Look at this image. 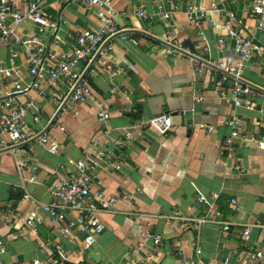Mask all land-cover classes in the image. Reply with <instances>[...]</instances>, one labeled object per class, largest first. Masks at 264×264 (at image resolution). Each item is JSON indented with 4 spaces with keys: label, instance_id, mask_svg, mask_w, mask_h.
I'll use <instances>...</instances> for the list:
<instances>
[{
    "label": "crops",
    "instance_id": "1",
    "mask_svg": "<svg viewBox=\"0 0 264 264\" xmlns=\"http://www.w3.org/2000/svg\"><path fill=\"white\" fill-rule=\"evenodd\" d=\"M190 4L208 9L199 25L187 18ZM114 7L116 23L138 42L117 34L108 40L107 54H98L89 64L79 63L94 99L77 103L73 110L59 108L58 96L67 91L62 81L44 92L33 89L27 96L36 103L27 115L28 124L51 135L59 151L51 152L36 140L0 149V238L6 245L0 264H33L35 258L50 254L55 243L68 251L61 264H131L145 229L162 241L154 246L151 238L145 239L139 254L151 251L153 258L136 264H241L243 250L264 245V149L248 137H237L234 151H229L224 145L231 131L226 122L237 115L245 135L264 137V100L255 95L250 97L254 105H235L230 98L235 77L225 74L221 64L228 57L237 59L235 42L225 27L229 11H234L231 26L262 46L243 62L240 79L264 92V32L257 28L253 0H115ZM44 9L57 28L46 31L43 40L59 52H71L82 29L99 26L95 8L80 0H45ZM140 10L146 16H140ZM18 31L26 37L37 31V25L25 20ZM167 35L180 43L172 45L171 53ZM14 50L19 51L24 81L31 82L22 47L1 38L0 65L10 64ZM12 88L0 73V98ZM128 107L133 110L128 112ZM100 110L108 115L104 121L99 120ZM159 114L172 116L166 134L146 124ZM126 131L133 139L123 149L121 167L103 166L94 172L93 191L119 198L114 207L101 212L106 228L94 246L84 250L82 234L73 230L62 235L40 203L51 201L50 187L57 185L60 169L68 174L72 161L94 144L118 151L115 141ZM197 189L206 195L217 193L221 210V216H208L201 225L195 220L207 213L196 200ZM25 193L30 198L25 199ZM125 193L128 199L122 197ZM9 206L14 212L5 220ZM34 208L43 222L37 234L24 238L22 217ZM134 213L144 219H136ZM179 216L187 219L186 227L180 226ZM226 221L229 230L223 229ZM247 226L249 236L243 240ZM249 264H264V258Z\"/></svg>",
    "mask_w": 264,
    "mask_h": 264
},
{
    "label": "built area",
    "instance_id": "2",
    "mask_svg": "<svg viewBox=\"0 0 264 264\" xmlns=\"http://www.w3.org/2000/svg\"><path fill=\"white\" fill-rule=\"evenodd\" d=\"M88 8H95V14L99 20V26L96 29H82L76 39V45L71 52H59L52 47L47 46L43 40V34L50 29L57 28V22L53 16L45 11V0H20L26 6L24 10L16 0H0V38L2 41L22 47L26 54V60L29 63V72L31 82H25L21 66L17 63L19 51H12L10 64L0 65V73L4 79L9 80L13 88L5 96L0 98V149L14 144L36 140L39 144L47 146L51 152L57 153L60 149L58 142L46 132L35 131L27 121V115L32 108H36L33 99L28 98L33 89L44 92L62 81L66 84L67 91L59 94V108L73 110L79 102H87L94 99L90 84L84 77V71L79 69V63L89 64L98 54H107V42L117 34L124 38H129L137 43L136 38L127 35L122 27L115 20V0H80ZM212 9L217 10V4H212ZM207 7L190 4L186 9L187 18L190 22L199 25L203 18H206ZM253 13L257 16V28L264 32V0H253ZM140 16H146L145 11L140 10ZM170 13L165 12L164 16L169 17ZM229 20L225 27L228 34L234 40V50L236 62L232 57H228L225 64H221L225 74H231L235 77V82L231 90L230 98L235 105L248 103L250 106L255 102L250 99L255 95H261L264 100V92L259 91L249 85L244 84L240 79V70L243 62L255 53L261 52L262 46L259 41L250 38L242 29H236L231 26V21L235 19L234 11H229ZM25 20H31L37 25V31L26 37L18 31V26ZM215 24V21L212 20ZM165 41L169 44L167 52H172V45L180 43L170 35H167ZM46 65L48 68H46ZM45 78V83L43 80ZM223 79L218 81L222 87ZM44 85V87H43ZM225 94L224 90L221 91ZM20 97H24L25 100ZM249 98V99H246ZM131 112L132 107L127 108ZM186 111H184L185 113ZM100 121L107 119L105 111L98 112ZM39 117L36 116L35 120ZM227 125L231 131L224 139L225 148L234 151V139L237 137H248L256 141L259 148L264 149V137L256 135L247 136L242 132L240 119L234 115L227 120ZM146 124L154 128L160 134H166L172 128V116L170 114H159L149 118ZM212 131L213 126H208ZM133 139V134L126 131L116 141L118 151H114L99 144H94L83 157L72 161L74 168L68 173L63 174L61 169L58 171L57 185L50 187L52 199L47 203H40V209L49 217L50 224L56 228L62 235H70L73 230H77L83 237V249L89 250L97 242L98 236L105 230L106 224L101 218V212L111 209L115 206L118 196L107 197L102 191H93L94 172L103 166L121 167L123 160V149ZM239 167V166H238ZM63 168V166L61 167ZM129 198L127 193L122 196ZM24 198H30L28 193ZM218 194L212 192L206 195L197 189L196 200L206 208L207 215L201 216L195 220L196 224L201 225L207 221L208 216L219 217L221 210L217 204ZM233 205L237 204L236 199H232ZM13 208L9 206L3 214L4 219H9L13 213ZM136 219H144L141 213H134ZM71 215V216H70ZM180 220V226L186 227L188 221L186 218L177 217ZM23 220V237L28 238L30 234H37V227L43 222V216L38 208L29 211ZM167 219V223H171ZM223 229L229 230L230 225L226 221L223 223ZM249 236V227L242 231V239L246 240ZM151 238L154 246L161 244L162 238L159 234H151L148 230L143 232V241L139 242L134 249L135 257L131 264L142 261L144 258L151 260L153 253L147 252L144 256L139 252L143 251L145 239ZM6 249L3 239L0 238V263L1 256ZM264 258V245L257 249H246L240 254L241 264H249L257 259ZM68 259V251L61 243H55L50 254L43 258H35L33 264H61Z\"/></svg>",
    "mask_w": 264,
    "mask_h": 264
}]
</instances>
